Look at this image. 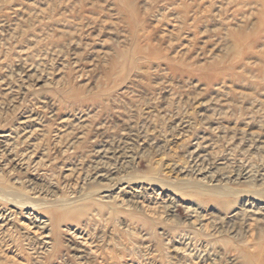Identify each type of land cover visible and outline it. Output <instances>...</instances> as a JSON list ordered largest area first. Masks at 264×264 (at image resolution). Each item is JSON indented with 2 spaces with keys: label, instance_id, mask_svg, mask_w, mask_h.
Instances as JSON below:
<instances>
[{
  "label": "rangeland",
  "instance_id": "374dc122",
  "mask_svg": "<svg viewBox=\"0 0 264 264\" xmlns=\"http://www.w3.org/2000/svg\"><path fill=\"white\" fill-rule=\"evenodd\" d=\"M212 180L264 188V0H0V264H264Z\"/></svg>",
  "mask_w": 264,
  "mask_h": 264
},
{
  "label": "bare ground",
  "instance_id": "6f19581e",
  "mask_svg": "<svg viewBox=\"0 0 264 264\" xmlns=\"http://www.w3.org/2000/svg\"><path fill=\"white\" fill-rule=\"evenodd\" d=\"M104 156H106V154L104 152H101ZM199 175H202V173H199ZM96 178H102V180H104L105 178L107 179L108 176L101 174L98 175ZM123 179L119 180L118 183L114 186L111 187H107L106 189H104V192H101L99 195H96L97 197L101 196L100 198L94 199V201H80V202H76V200L74 201H69V200H62L58 202V208L59 211L62 213L63 218L66 220H70V221H74L77 218V214L79 212H86L87 210L91 209V208H98L99 210H102L105 206H103V202H101V199L103 198H108L109 196H102V194L104 193H110L113 187H117V185H124V184H129L128 182H122ZM213 184L211 186L208 187H203L201 184H196V183H187L186 185H188L189 189H196L197 191H199L200 194L202 195H207L209 196L211 199H218L215 202H218V204H220L223 208H230L229 204H227V202H221L219 200H226L228 198L237 196V200L238 197L242 196L245 198V202H244V207L241 209V212L243 214H249L252 211L249 210V207L255 208V206L258 204V206L262 205V203H264V188L263 189H252L249 188L247 190H235L232 188H227L224 186H220V184H218V181L216 180H212ZM129 186L127 185L126 187H123L121 189L125 190L127 189ZM250 187V186H249ZM186 187H184L183 185H179V188L177 189V191H184L185 189H188ZM11 200H17L18 204L16 206H25V205H29V206H34L35 208H39V209H44L46 206L45 201L41 200L38 197L35 198H31L27 195H23L21 197H17L15 194L9 193L7 192L5 189L0 187V202L2 203L3 201H11ZM1 207V205H0ZM17 208V207H16ZM257 212V213H256ZM254 214L250 215V216H261L264 217V207L260 209H256L254 212ZM8 215V214H6ZM31 215V214H30ZM8 217V216H7ZM5 218L6 220L9 218ZM259 218V217H258ZM33 222L32 224L35 225V228L37 229V231H40V236L43 238L42 240V245H44V249H46V251L49 250V248H51L52 242H51V232H49V224L47 221H50L49 219L47 221H43L42 219H38V217H35L34 219H32ZM31 220V221H32ZM254 221H252L253 223ZM56 225V223H55ZM81 247L83 249H79L78 252L81 254H85V255H91V253H93V250L90 249L87 250L86 249V243L81 244ZM88 251V252H87ZM77 252V253H78ZM210 253V252H209ZM205 256V255H204Z\"/></svg>",
  "mask_w": 264,
  "mask_h": 264
}]
</instances>
